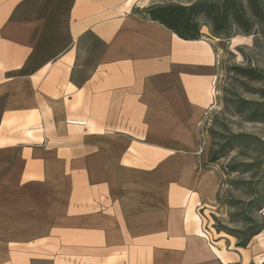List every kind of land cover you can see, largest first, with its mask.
I'll use <instances>...</instances> for the list:
<instances>
[{
	"label": "crops",
	"instance_id": "1",
	"mask_svg": "<svg viewBox=\"0 0 264 264\" xmlns=\"http://www.w3.org/2000/svg\"><path fill=\"white\" fill-rule=\"evenodd\" d=\"M163 3L0 0V264L264 253L263 232L229 251L206 225L222 163L199 129L224 39L178 37L146 13Z\"/></svg>",
	"mask_w": 264,
	"mask_h": 264
},
{
	"label": "rangeland",
	"instance_id": "2",
	"mask_svg": "<svg viewBox=\"0 0 264 264\" xmlns=\"http://www.w3.org/2000/svg\"><path fill=\"white\" fill-rule=\"evenodd\" d=\"M163 1V4L182 5L188 2ZM223 39L224 48L220 53L215 81L216 100L200 126L199 137L204 153L208 155L211 149L221 146L232 135L255 137L238 139L243 154L240 155V148H234L228 155L220 158V199L214 208L210 209L212 213L205 214L206 225L212 228L213 235L233 239H230L233 242L229 244V251H233L232 243L237 240L231 234L244 231L250 225L247 219H253L251 224L259 220L264 221V207L254 211L256 203L264 198V185L257 182L264 166V122L245 121L242 114L236 112L237 108L243 107L242 101H261L257 89L264 87V82L236 77L229 72V67H255L264 76V38L256 27L250 34L234 31ZM210 131H213L214 135L211 136ZM231 160L235 163H247L251 160L257 162L246 173H230L226 165ZM252 195L255 196V202L246 206ZM262 232L264 233V230ZM245 264H264V253Z\"/></svg>",
	"mask_w": 264,
	"mask_h": 264
},
{
	"label": "trees",
	"instance_id": "3",
	"mask_svg": "<svg viewBox=\"0 0 264 264\" xmlns=\"http://www.w3.org/2000/svg\"><path fill=\"white\" fill-rule=\"evenodd\" d=\"M149 18L165 26L184 40H197L202 37L201 28L208 26L214 37H226L234 31L243 34H250L254 28H258L264 38V0H195L188 5L167 3L153 5L146 9ZM229 72L236 77L264 82L261 71L255 67L232 66ZM261 101H242V108L236 112L242 114L245 121L264 122V87L257 89ZM211 136L214 135L210 131ZM251 139L242 134H235L226 139L219 147L211 149L208 155L209 162H215L228 155L234 148H240V155L243 154L238 139ZM242 142V140H241ZM257 161L235 163L231 160L226 169L230 173H246L256 165ZM259 184L264 185L263 171L257 179ZM255 202V196H251L246 206ZM254 211L264 207V198L256 203ZM248 227L241 233L231 234L236 238V247L245 248L251 239L264 230V221L259 220L254 224L253 219H247Z\"/></svg>",
	"mask_w": 264,
	"mask_h": 264
}]
</instances>
